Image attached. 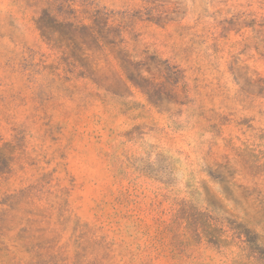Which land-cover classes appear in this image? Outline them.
<instances>
[{
	"label": "rangeland",
	"instance_id": "1",
	"mask_svg": "<svg viewBox=\"0 0 264 264\" xmlns=\"http://www.w3.org/2000/svg\"><path fill=\"white\" fill-rule=\"evenodd\" d=\"M0 264H264V0H0Z\"/></svg>",
	"mask_w": 264,
	"mask_h": 264
}]
</instances>
